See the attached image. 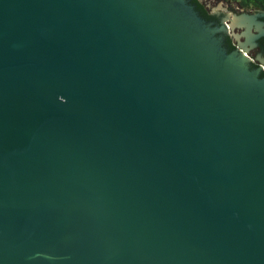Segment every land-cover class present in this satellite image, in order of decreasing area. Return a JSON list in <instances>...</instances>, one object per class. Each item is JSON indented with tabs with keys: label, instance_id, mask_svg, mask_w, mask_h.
Masks as SVG:
<instances>
[{
	"label": "water",
	"instance_id": "1",
	"mask_svg": "<svg viewBox=\"0 0 264 264\" xmlns=\"http://www.w3.org/2000/svg\"><path fill=\"white\" fill-rule=\"evenodd\" d=\"M0 264H264V11L0 0Z\"/></svg>",
	"mask_w": 264,
	"mask_h": 264
},
{
	"label": "flooded vegetation",
	"instance_id": "2",
	"mask_svg": "<svg viewBox=\"0 0 264 264\" xmlns=\"http://www.w3.org/2000/svg\"><path fill=\"white\" fill-rule=\"evenodd\" d=\"M222 1L226 2L225 5H228V6L230 3H233V4H230L231 7L241 12H245L244 10H252L251 13L254 14L255 12H258V11H264L258 7H255L253 3L251 1L248 2V0H222Z\"/></svg>",
	"mask_w": 264,
	"mask_h": 264
},
{
	"label": "trees",
	"instance_id": "3",
	"mask_svg": "<svg viewBox=\"0 0 264 264\" xmlns=\"http://www.w3.org/2000/svg\"><path fill=\"white\" fill-rule=\"evenodd\" d=\"M249 1H251L255 7H258L261 10H264V0H248V2Z\"/></svg>",
	"mask_w": 264,
	"mask_h": 264
},
{
	"label": "rangeland",
	"instance_id": "4",
	"mask_svg": "<svg viewBox=\"0 0 264 264\" xmlns=\"http://www.w3.org/2000/svg\"><path fill=\"white\" fill-rule=\"evenodd\" d=\"M218 1H220V2H222V3H224V4H226V2H223L222 0H218ZM230 4H233V3H230ZM229 4V7H231V5ZM228 6V5H227ZM232 8V7H231ZM245 12L244 13H247V14H252L251 12H252V10H244Z\"/></svg>",
	"mask_w": 264,
	"mask_h": 264
}]
</instances>
